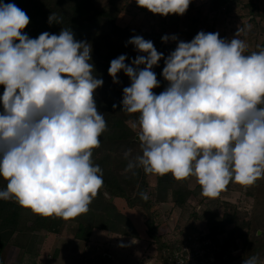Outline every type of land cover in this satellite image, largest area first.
<instances>
[{"label": "clouds", "instance_id": "1", "mask_svg": "<svg viewBox=\"0 0 264 264\" xmlns=\"http://www.w3.org/2000/svg\"><path fill=\"white\" fill-rule=\"evenodd\" d=\"M191 2L136 0L162 17L183 16ZM29 23L24 10L0 2V177L7 181L0 200L67 220L88 213L104 184L92 159L108 130L94 99L104 81L94 74L89 42L64 27L30 38L24 32ZM54 23L63 19L52 12L48 24ZM251 28L238 25L230 40L203 30L190 42L165 34L163 43L178 41L166 58L141 35L126 42L142 55L128 64L121 54L108 69L113 83L121 71L131 81L123 88L121 112L139 114L133 128L139 127L142 154L123 153L126 172L195 177L208 198L230 182L250 186L264 178V47L245 54L242 37ZM161 59L168 86L156 94L160 81L153 68ZM139 195L149 199L145 191ZM242 264L264 260L257 254Z\"/></svg>", "mask_w": 264, "mask_h": 264}, {"label": "trees", "instance_id": "2", "mask_svg": "<svg viewBox=\"0 0 264 264\" xmlns=\"http://www.w3.org/2000/svg\"><path fill=\"white\" fill-rule=\"evenodd\" d=\"M234 0H204L199 4L194 0L189 5L186 13L196 10L190 18L188 28L185 30V39L190 42L195 35L204 32H215V26L209 25L208 12L217 11L223 7L229 10L233 7ZM3 3H14L24 10L30 18L29 25L24 32L30 38H36L47 31L51 34H59L61 29L70 28L77 41H87L92 45V63L95 65V75L102 78L103 86L95 91L94 99L97 109L104 114L108 130L102 134L101 146L93 150V161L103 170V187L89 206V212L80 215L73 220L77 223L75 235L78 238L88 240L93 229L98 227L111 231H117L124 235L137 236L136 227L131 217L123 212L114 201V197H122L129 206H141L147 213L146 222L152 238L159 241L160 249L164 250L171 246L172 242H164L157 233L155 222V205L161 201L171 200L176 206L185 207L192 199L196 200L201 186L189 185V178L176 180L171 174L164 176L145 174L142 169H137V174L126 172L127 160L123 153L128 149L133 155L142 154L138 140V128H133L139 114L121 112L123 88L130 86V79L123 71L118 73L119 83H113L108 74L110 62L121 54H126L130 64L137 55L132 45L125 46L126 42L134 35H141L146 40L154 42L158 52L166 58L171 51L175 50L178 41L163 43L161 37L164 29L152 27L150 30L141 27L131 28L121 25L117 18L121 12H129L132 0H0ZM250 7V19L254 26L264 30V5L258 0H249L246 4ZM62 16V24H48L51 13ZM159 18V14H153ZM180 15L170 14L163 17L164 22H179ZM258 17V18H257ZM204 26V29L200 27ZM173 27V26H172ZM178 30L177 24L174 27ZM180 31V30H178ZM177 32V31H176ZM183 32V31H182ZM178 37V36H177ZM178 37V40H182ZM224 39V38H222ZM183 41V40H182ZM257 45L264 47V38L258 41L252 49H246L245 54L258 51ZM164 60L161 59L153 71L160 81V87L154 88L153 92L159 94L167 86L168 82L161 75ZM141 68L144 66L141 65ZM3 86L0 85V95L3 94ZM113 104L117 107L114 109ZM2 111V105H0ZM151 176L155 181L152 182ZM7 181L0 177V190L5 189ZM263 186V190H259ZM147 192L149 199L144 201L139 193ZM254 196V206L251 212L241 210L237 205L228 203L223 213L215 208H206V213L201 217L208 228V236L219 247V255L229 252L231 249L242 248V259L252 255L264 258V178L258 179L249 192ZM227 203V202H226ZM199 215L196 212V216ZM57 216H41L24 208L14 200H0V264H5L3 253L5 244L13 237V241L20 246H27L36 235L35 231L46 229L47 231H59L65 221ZM258 228L261 233L258 234ZM165 264H172L164 252ZM239 257V256H237ZM17 264H22L21 262ZM32 264H39L33 262Z\"/></svg>", "mask_w": 264, "mask_h": 264}, {"label": "rangeland", "instance_id": "3", "mask_svg": "<svg viewBox=\"0 0 264 264\" xmlns=\"http://www.w3.org/2000/svg\"><path fill=\"white\" fill-rule=\"evenodd\" d=\"M129 5V12H121L117 21L121 25L131 28L141 27L150 30L152 27L164 29V34L169 36L175 34L185 42V30L188 28L190 18L196 10L185 13L180 17L179 22H164L163 17H155L145 8L138 7L136 0ZM199 4L204 0H194ZM260 5H264V0H258ZM249 0H234L233 7L226 10L224 7L217 11L208 12L207 19L209 25L215 26V32H219L220 38L230 40L238 30V25L251 24L252 28L246 40L247 49H252L254 45L264 38V30L258 29L250 19V7L247 6ZM258 18V17H257ZM177 24L178 30L174 27ZM173 26V27H172ZM202 29L204 26L201 25ZM177 31V32H176ZM183 31V32H182ZM136 123V122H134ZM132 123V124H134ZM139 129V127H136ZM152 182L155 181L151 176ZM189 185H198L195 177L189 178ZM253 185L244 186L239 183L230 182L218 197L208 198L202 195V190L198 192L197 199L188 201L185 207L176 206L173 201H161L155 206V222H157V233L162 241L173 242L185 232L193 229L208 231L205 221L199 217L204 215L206 208H217L219 213H223L229 208L228 203L237 205L241 210L251 212L254 206V196L250 194ZM263 190V186L260 187ZM118 207L128 214L137 230L138 235H124L117 231L102 228H94L89 239L76 237L75 230L77 223L73 220L64 222L59 231H47L40 229L35 231V236L27 246H20L11 237L4 246L3 258L5 264H165L164 249L159 247L158 240L152 238L148 231L146 222L147 213L141 206H129L122 197H114ZM227 202V203H226ZM196 212L199 215L196 216ZM260 230V232H259ZM261 233V228H258ZM125 245L120 247V245ZM232 250V251H231ZM230 250L231 262L242 264V248ZM239 256V257H237ZM264 260V258H263Z\"/></svg>", "mask_w": 264, "mask_h": 264}, {"label": "built area", "instance_id": "4", "mask_svg": "<svg viewBox=\"0 0 264 264\" xmlns=\"http://www.w3.org/2000/svg\"><path fill=\"white\" fill-rule=\"evenodd\" d=\"M208 231L193 229L172 242L164 252L172 264H230L229 252L221 255ZM232 251V250H231Z\"/></svg>", "mask_w": 264, "mask_h": 264}, {"label": "water", "instance_id": "5", "mask_svg": "<svg viewBox=\"0 0 264 264\" xmlns=\"http://www.w3.org/2000/svg\"><path fill=\"white\" fill-rule=\"evenodd\" d=\"M259 232H260V230H259ZM235 262H236V260L234 262H231L230 264H234Z\"/></svg>", "mask_w": 264, "mask_h": 264}]
</instances>
